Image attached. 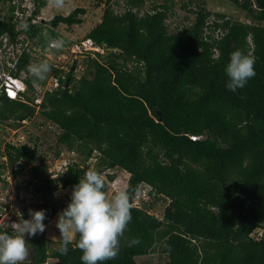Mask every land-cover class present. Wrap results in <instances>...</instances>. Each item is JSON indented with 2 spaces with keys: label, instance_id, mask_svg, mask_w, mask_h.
<instances>
[{
  "label": "trees",
  "instance_id": "16d2710c",
  "mask_svg": "<svg viewBox=\"0 0 264 264\" xmlns=\"http://www.w3.org/2000/svg\"><path fill=\"white\" fill-rule=\"evenodd\" d=\"M15 1L1 0L9 7L6 15L0 12V49L6 50L5 37L13 46L32 41L44 58L49 50L64 53L50 49L48 39L72 47L58 28L83 24L86 9L38 26L34 21L48 0H32L28 16L25 0ZM123 1L117 10V2L105 0L101 22L86 36L103 53L90 58L79 79L75 60L68 72L52 65L57 88L46 90L48 75L33 83L27 71L32 56L22 47L12 73L26 74L27 91L16 100L0 92V181L37 166L38 183L29 181L25 189L52 200L43 208L47 225L66 208L54 207L55 193L72 192L89 168L102 174L106 195L113 171L128 173L132 218L117 256L102 264H138L139 257L159 253L166 259L152 264H264V0H225L244 12L245 21L213 14L204 0H186L182 8L192 18L183 26L172 22L170 0ZM237 49L254 58L256 74L232 92L225 67ZM7 62L0 59V70ZM30 121L54 126L55 145L75 155L64 171L47 175L52 146L39 154L38 134L30 133L25 144L5 142V129ZM143 188L148 200L136 205ZM160 205L162 217L153 212ZM28 237L30 264H82L78 234L67 252L61 242L51 248L45 231Z\"/></svg>",
  "mask_w": 264,
  "mask_h": 264
},
{
  "label": "rangeland",
  "instance_id": "374dc122",
  "mask_svg": "<svg viewBox=\"0 0 264 264\" xmlns=\"http://www.w3.org/2000/svg\"><path fill=\"white\" fill-rule=\"evenodd\" d=\"M118 3L114 5L117 10L119 8H123L124 1L123 0H114ZM173 2L175 16L172 20L174 24L183 26L185 23L188 24L185 18H192V14L188 13L186 10L182 8L184 4H186V0H170ZM195 1V0H194ZM199 1V0H198ZM206 7L214 14V13H226L228 16L236 18L241 21H245L246 17L244 12L239 10L237 7L231 5L225 0H204ZM17 2V0H16ZM161 3V1H159ZM105 0H63L62 7L55 6V0H48V5L41 10L36 21H34L35 25H47L49 21H51L55 16L62 15L67 16L76 8H84L87 13L84 16V23L79 26L67 27L65 25H61L58 28V32L61 33L64 37H66L73 44L72 53L69 49H65L63 47L64 53L54 54L52 52L47 53L45 55L41 54L39 50H37L36 46L32 41L28 40L23 44L13 46L12 44H7V37L3 39L2 46H6V50L0 49V59L1 60H20V56L22 54V47L28 48L30 54L32 56V63H38L43 60H47L50 64V67L54 64L53 68L57 69L58 66H61L64 71L68 72L71 66L74 64L75 60H78V65L74 70L75 77L79 79L82 77L83 72L86 68V63L90 62V58L93 57L92 48L89 43L86 42V36L89 32L101 22L102 12L104 9ZM195 4V3H194ZM5 5V6H4ZM23 5L27 10V16L31 14L34 8V3L32 0H25ZM8 4H3L0 0V12L1 14L8 13ZM10 10V9H9ZM17 9L15 10V15L19 18L25 17L23 13ZM171 22V23H172ZM20 28V27H19ZM35 42V39H33ZM79 46V48L77 47ZM81 46V47H80ZM10 50H7L9 49ZM5 49V47H4ZM74 50V51H73ZM48 83L46 89L51 90L54 88V76L52 68L48 73ZM43 91V90H42ZM36 123L42 122L40 115H37L34 119ZM40 126L34 127L33 123L25 122L21 127L11 130L9 132L5 129L6 132H2L5 134V142H12L15 145L25 144L29 142V134L39 135L41 138V145L39 146V154H47L49 152V147L52 146V152L49 153L48 160V170L47 175L54 176L55 173L64 171L62 168L66 163L67 159H76L75 155L71 152L60 150L57 145H55V137L58 133L57 129L52 125L42 126L43 128H39ZM9 132V133H7ZM3 145L0 146V163L1 157L4 154ZM58 154V155H57ZM12 172V171H11ZM113 173L116 174V180L112 183H108V191L107 197L112 199L114 194L119 191H126L128 187V179L129 174L120 170H115ZM40 179V173L38 172L37 166H29L23 169L17 170V175L13 174V177H8L7 182L0 181V191H1V199L5 200L6 203L1 204L2 212L0 211V229L6 228L7 230H12L14 227V223H18L19 220L16 218V214L14 212H18L24 214V211L28 213L29 210L39 211L43 210L46 204H51L52 200L45 199L44 197L34 194L32 188L29 187L27 190L25 189L27 183L33 182L35 184L38 183ZM147 191L143 188L141 194L139 195V199L134 200V204L142 205L143 200L145 202L147 199ZM71 191L60 190L55 193V203L54 207L61 208V206H66L70 202ZM8 194V195H7ZM19 198L17 199V196ZM8 196V197H7ZM7 197V198H5ZM15 200L18 201L17 207H15ZM47 202V203H46ZM163 205L159 206L156 211H153L157 216L162 217L163 215ZM55 218L46 225L45 228V236L49 241V246L51 248H56V246L61 242L59 236V229L56 227V223L58 220V214ZM13 214V215H12ZM76 236L74 235L73 240H76ZM26 240L28 241V236L26 235ZM78 241V240H77ZM76 241V242H77ZM28 247V244H27ZM166 259L163 255L156 254L154 256H146L139 257L137 259L138 264H152L157 263L160 260L163 261ZM52 262V261H48ZM31 263V255L28 253L23 264Z\"/></svg>",
  "mask_w": 264,
  "mask_h": 264
},
{
  "label": "clouds",
  "instance_id": "9594fccd",
  "mask_svg": "<svg viewBox=\"0 0 264 264\" xmlns=\"http://www.w3.org/2000/svg\"><path fill=\"white\" fill-rule=\"evenodd\" d=\"M55 6L62 7L63 0H55ZM64 45L63 39H48V46L52 48L61 49ZM254 64V58L250 54L240 49L233 51L225 67L227 90L235 92L243 88L256 74ZM50 70L47 60L27 66L28 73L34 78L33 83L44 81ZM11 75L16 80L13 83L15 94L11 97L5 92V95L16 100L27 91L24 83L26 74L22 72L19 76H13V73ZM3 80L4 78L0 82ZM42 95L43 93L39 95L41 101ZM130 207L128 192H116L109 199L102 174L95 168H89L73 186L67 207L58 214L56 227L60 232V250L67 252L74 235L78 234L77 244L82 251V264H102L115 258L120 250V240L132 218ZM45 218V210L30 209L28 219H24L22 215L19 222L14 223L11 232H0V264H23L28 256V241L25 237L43 233L46 228Z\"/></svg>",
  "mask_w": 264,
  "mask_h": 264
},
{
  "label": "built area",
  "instance_id": "2783aa9c",
  "mask_svg": "<svg viewBox=\"0 0 264 264\" xmlns=\"http://www.w3.org/2000/svg\"><path fill=\"white\" fill-rule=\"evenodd\" d=\"M17 14L18 13V10L16 11ZM87 43L90 44L91 48H92V52L93 53V57H95L96 53H103L101 50H99L97 47H95L90 41L86 40ZM79 48V46H77ZM81 47V46H80ZM73 45L72 47H70V51L72 53V49H73ZM50 49H55V48H52L50 47ZM67 50V48H65ZM56 50H59V49H56ZM51 52V50H49ZM74 51V50H73ZM46 55V54H45ZM18 62V60H8L7 62V65L5 67L4 63H1V72H0V80L4 78V80L1 82L0 84V89L4 90L9 96H14L15 94V91H13V83L16 81L14 78H12V70L15 68L16 66V63ZM54 65V64H53ZM7 68V69H6ZM62 67L61 66H58L57 67V70H62L64 71L63 69H61ZM59 77H61L62 79L65 78V76L63 74H61ZM6 78V79H5ZM59 86V82H58V78L54 77V88H57ZM47 90V89H46ZM52 90V89H51ZM44 91H42L43 93ZM37 103H40V99L36 100ZM8 195V194H7ZM8 197V196H7ZM5 197V198H7ZM138 197V198H137ZM136 197V199H139V195ZM4 201V203H6L5 200H2L1 199V191H0V204H2ZM14 214H17L18 216H21V213H18L17 211L14 212ZM2 232L4 231H8L6 228H3V229H0Z\"/></svg>",
  "mask_w": 264,
  "mask_h": 264
},
{
  "label": "water",
  "instance_id": "95a60500",
  "mask_svg": "<svg viewBox=\"0 0 264 264\" xmlns=\"http://www.w3.org/2000/svg\"><path fill=\"white\" fill-rule=\"evenodd\" d=\"M19 198V195L17 196V199ZM17 203H18V201L17 200H15V207H17Z\"/></svg>",
  "mask_w": 264,
  "mask_h": 264
}]
</instances>
